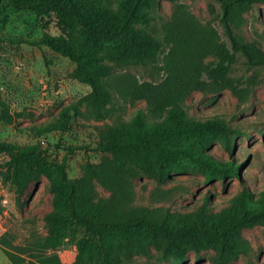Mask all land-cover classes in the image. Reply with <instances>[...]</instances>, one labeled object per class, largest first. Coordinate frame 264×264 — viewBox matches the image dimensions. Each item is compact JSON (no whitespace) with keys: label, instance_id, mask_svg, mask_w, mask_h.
<instances>
[{"label":"rangeland","instance_id":"374dc122","mask_svg":"<svg viewBox=\"0 0 264 264\" xmlns=\"http://www.w3.org/2000/svg\"><path fill=\"white\" fill-rule=\"evenodd\" d=\"M80 2L115 12L122 0ZM144 12L147 21L136 22L133 27L151 38H162L166 26L180 15L193 17L216 33L217 43L225 49L200 55L199 63L209 71L198 79L197 69L190 70L189 78L198 79L201 85L180 90L179 103L187 116L197 121L224 118L235 132L231 152L218 138L207 139L201 150L216 162L243 166L239 175L223 179L218 174L209 176L197 162L183 157V170L177 171L170 163L161 175L158 156L144 153V165L128 160L119 171L120 177L133 189L132 206L157 219L182 223L205 209L207 219L224 223V210L232 205L235 195L245 190L257 197L264 190V65L249 66L243 53L234 50L222 22L224 11L219 0H152ZM233 12L229 23L233 36L264 54V2L256 1ZM62 33L84 37L82 29L62 19L55 7L42 13L18 12L4 2L0 24V143L41 145L60 164L72 145L93 142L96 126L131 125L137 118L147 125L169 121L170 108L164 99L168 90L162 83L167 77L164 62L170 47L146 65L118 68L108 77L127 79L131 75L142 92L115 93L111 100L98 105L86 99L92 88L78 80L76 65L70 59L35 45L45 35ZM221 62L228 66L226 78L232 80V87L215 85L218 78L214 70ZM187 146L184 139L173 141L175 149ZM67 159L68 177L81 188H89L95 201L113 196L105 180L118 173L114 160L93 152H76ZM7 160L0 152V264H15L6 252L23 260L22 264L38 263V256L57 259V264H102L98 251L84 247L88 235L81 227L68 228L63 231L62 243L50 245L54 233L45 219L54 210L50 178L41 163L32 161L24 164L31 170L25 186L6 182ZM202 239L199 235L177 241L181 263L176 248L162 233L121 242L114 247L115 257L121 264H221L219 243L199 251ZM231 244L237 256L225 264H264V223L239 229Z\"/></svg>","mask_w":264,"mask_h":264},{"label":"trees","instance_id":"16d2710c","mask_svg":"<svg viewBox=\"0 0 264 264\" xmlns=\"http://www.w3.org/2000/svg\"><path fill=\"white\" fill-rule=\"evenodd\" d=\"M18 12L33 11L42 13L48 7H55L64 20H70L84 32L83 39L71 37L65 33L58 36L45 35L35 43L46 46L53 52L70 59L76 65L78 80L92 88L87 96L91 102L101 105L111 100L115 93L142 92L133 76L127 79L108 77L118 68H132L146 65L156 59L168 46L170 54L165 59L164 69L167 73L162 83L166 107L170 108L169 121L147 125L137 118L131 125L116 124L96 126V138L90 144L72 145L63 161L58 164L49 155V150L41 145L16 147L0 143V152L8 158V170L3 180L17 186H25L31 178V170L24 164L37 161L42 164L50 178L52 190L55 191L54 210L45 217L52 228L54 238L52 246L62 243L63 231L77 226L86 230L88 235L84 247L95 249L101 254L102 264H121L115 257L114 247L123 241L135 242L141 235L161 234L171 246L176 248L177 259L181 263L177 241L185 237L202 235L198 250L214 247L219 243L221 264L229 262L237 255L231 237L239 229L256 223H264V190L257 196L248 191H241L232 200V205L224 210L225 222L207 219L205 209L190 215V221L176 223L167 219H157L150 212L132 206L133 189L120 177L119 171L126 167V162L144 165L143 154L158 156L159 174L164 175L170 163L177 171L184 169L182 158L204 168L208 175L218 174L226 179L239 175L243 164L216 162L207 156L201 148L207 139H220L225 148L231 152L235 132L222 117L207 120L189 118L184 107L180 105V90L201 85L199 76L207 72L198 58L204 51H221L225 49L218 44L213 29H209L186 15L178 16L166 26L162 38H151L137 32L133 25L146 22L144 8L152 0H122L119 9L111 12L103 7L91 6L81 0H0V24L4 2ZM174 1V0H169ZM264 0H219L224 11L222 22L231 37L234 50L240 51L249 66L264 65V54L250 45L240 43L233 36L230 19L233 11L239 7H248L251 3ZM106 43L107 49L104 50ZM104 51V53H101ZM198 61V62H196ZM198 72L197 81L190 77V70ZM228 66L221 62L214 70L216 87H232V80L227 79ZM193 76V75H192ZM124 87V89H123ZM197 87V86H196ZM184 139L188 146L175 149L173 141ZM76 152L97 153L110 157L118 167L115 177L105 180L110 183L113 196L107 200H94L89 188H81L78 182L69 178L66 167L68 157ZM207 203V200L205 201ZM214 241V239H216ZM50 243V242H49ZM15 264H22L21 259L6 252ZM37 262L28 264H57V259L38 256ZM78 259V258H77ZM178 261V262H179Z\"/></svg>","mask_w":264,"mask_h":264}]
</instances>
